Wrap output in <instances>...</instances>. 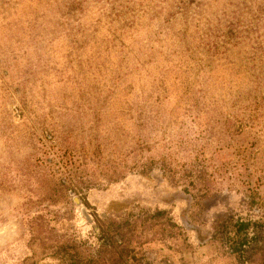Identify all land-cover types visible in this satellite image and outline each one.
I'll list each match as a JSON object with an SVG mask.
<instances>
[{
	"label": "rangeland",
	"instance_id": "obj_1",
	"mask_svg": "<svg viewBox=\"0 0 264 264\" xmlns=\"http://www.w3.org/2000/svg\"><path fill=\"white\" fill-rule=\"evenodd\" d=\"M59 157L90 218H137V264H264V0H0V264L94 243Z\"/></svg>",
	"mask_w": 264,
	"mask_h": 264
},
{
	"label": "trees",
	"instance_id": "obj_2",
	"mask_svg": "<svg viewBox=\"0 0 264 264\" xmlns=\"http://www.w3.org/2000/svg\"><path fill=\"white\" fill-rule=\"evenodd\" d=\"M59 159L61 163L57 161L56 168L59 166L61 169H65V173L50 176L49 196L65 199L66 192L77 195L82 205L81 214L87 220L89 213L85 211L88 207L85 193L82 190L83 186H81L82 178L74 179L73 173L65 168L66 163L61 160V157ZM196 182L197 176L189 180L192 188H195L194 183ZM130 215H132L131 212H127L123 219L116 221L102 219L93 214L92 218L89 217V221L93 222L90 233L94 238L93 244L84 246L83 242L75 240L72 236H61L48 243L39 238L34 242L36 247L34 252L40 256L52 255L60 264H137L136 246L132 241V228L137 218L135 219L133 215L128 218ZM164 216L165 211L154 210L144 216L142 221L153 220V224H155ZM253 223L240 217H227V220L221 225L220 234L216 236L220 248L239 256L245 249L255 247L258 240L256 233L248 231L249 226Z\"/></svg>",
	"mask_w": 264,
	"mask_h": 264
}]
</instances>
